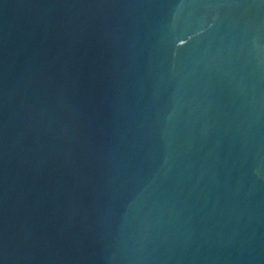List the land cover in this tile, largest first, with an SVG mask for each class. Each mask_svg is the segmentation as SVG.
Returning <instances> with one entry per match:
<instances>
[{"label": "water", "instance_id": "water-1", "mask_svg": "<svg viewBox=\"0 0 264 264\" xmlns=\"http://www.w3.org/2000/svg\"><path fill=\"white\" fill-rule=\"evenodd\" d=\"M0 264H264V0H0Z\"/></svg>", "mask_w": 264, "mask_h": 264}]
</instances>
